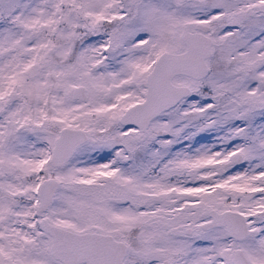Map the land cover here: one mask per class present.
<instances>
[{
    "label": "snow or ice",
    "instance_id": "1",
    "mask_svg": "<svg viewBox=\"0 0 264 264\" xmlns=\"http://www.w3.org/2000/svg\"><path fill=\"white\" fill-rule=\"evenodd\" d=\"M0 264H264V0H0Z\"/></svg>",
    "mask_w": 264,
    "mask_h": 264
}]
</instances>
